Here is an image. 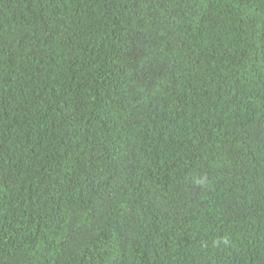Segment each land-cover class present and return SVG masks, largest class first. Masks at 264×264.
Listing matches in <instances>:
<instances>
[{
    "label": "trees",
    "instance_id": "trees-1",
    "mask_svg": "<svg viewBox=\"0 0 264 264\" xmlns=\"http://www.w3.org/2000/svg\"><path fill=\"white\" fill-rule=\"evenodd\" d=\"M0 264H264V0H0Z\"/></svg>",
    "mask_w": 264,
    "mask_h": 264
}]
</instances>
